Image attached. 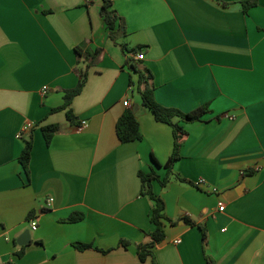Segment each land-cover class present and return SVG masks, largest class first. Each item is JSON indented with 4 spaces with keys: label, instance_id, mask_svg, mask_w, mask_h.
<instances>
[{
    "label": "crops",
    "instance_id": "0c3cea01",
    "mask_svg": "<svg viewBox=\"0 0 264 264\" xmlns=\"http://www.w3.org/2000/svg\"><path fill=\"white\" fill-rule=\"evenodd\" d=\"M111 1L126 32L119 43L141 52L126 55L110 38L103 0H0V264H153L138 256L155 229L140 173L163 180L174 139L143 106L127 58L152 72L159 105L209 110L178 121L181 159L166 187L152 183L167 217L155 262L264 264V0ZM78 47L100 53L73 100L74 123L54 110L86 66ZM136 106L141 139L122 143L117 123ZM50 125L60 131L47 144ZM74 214L83 220L67 222Z\"/></svg>",
    "mask_w": 264,
    "mask_h": 264
},
{
    "label": "trees",
    "instance_id": "16d2710c",
    "mask_svg": "<svg viewBox=\"0 0 264 264\" xmlns=\"http://www.w3.org/2000/svg\"><path fill=\"white\" fill-rule=\"evenodd\" d=\"M254 5L255 1H253L252 3H244V11L248 12V10ZM101 16L105 24L107 25L110 38L114 41L115 44H119L121 46L123 52L126 55H128L129 53L136 54L141 52V49L131 50L129 49L126 43H119V40L126 36V32H124L123 19L113 8V2L111 0H103ZM76 51L78 54L79 63L83 59L86 66L85 68L77 69V73L80 77L78 85L74 89L67 90L65 92L63 105L54 110L55 112L66 111L67 119L74 123L76 122L77 118L73 112V109L71 108L73 100L83 92L88 81L89 71L93 66L96 65L100 53L99 51L94 52L90 49H83L80 47H78ZM125 64L138 75L137 90L141 95L143 106L153 113L157 122L169 125L172 128L173 132V152L171 157L169 158V161L164 166L167 170L166 177L163 180H160V178L154 172L148 174L144 172L140 173V178L142 181L141 195L149 197L155 202V207L151 215V222L154 224L155 229L151 234L152 242L148 245L140 246L138 248V256L142 263H146L151 257L153 259V264H157L155 262L152 249L165 240L163 220H166L167 217L165 215V203L154 193L152 183L154 180H158L163 187H166L170 182V176L172 175V170L176 162L181 159V147L185 137L187 136V132L181 125H179L178 121H201V119L209 112V110L208 106H203L190 113H184L175 108H166L159 105L156 102L154 96L155 86L154 75L152 74V72L147 69H141V67L136 64L131 58H127ZM59 131V125H50L43 128V134L47 144H50L55 134H57ZM116 131L117 136L122 143H130L141 139L139 122L133 110H127L123 114V116L119 119L117 123ZM32 151L33 140L32 138H29L19 158V161L27 174H29V166L31 162ZM178 179L180 181H183L181 178ZM83 218V214H74L67 220V222L77 223L83 220ZM204 236H206L205 231ZM123 244L128 246L126 242H123ZM74 247L79 251H85L92 249L93 245L75 243ZM22 254L23 253H20L19 256H21ZM209 263L214 264L212 263V261H209Z\"/></svg>",
    "mask_w": 264,
    "mask_h": 264
},
{
    "label": "built area",
    "instance_id": "2783aa9c",
    "mask_svg": "<svg viewBox=\"0 0 264 264\" xmlns=\"http://www.w3.org/2000/svg\"><path fill=\"white\" fill-rule=\"evenodd\" d=\"M137 59L139 60V61H142V60H144L145 59V57H144V55H138L137 56ZM47 91H46V89H45V93H46ZM125 106H129V102L127 101V102H125ZM32 127V125H27L26 127H24V131H28L30 128ZM87 127V122L86 121H83L82 122V124H81V126H80V129L81 130H83V129H85ZM20 136V135H19ZM199 184H203V182L202 181H200L199 182ZM215 192H216V190H215ZM53 202H54V200L53 199H50L49 200V204H48V206L49 207H51L52 206V204H53ZM220 207H219V211H221V212H223L224 210H225V207H224V204H220L219 205ZM31 228H32V230H37V223L36 222H31ZM177 244H179L180 243V241H177L176 242Z\"/></svg>",
    "mask_w": 264,
    "mask_h": 264
},
{
    "label": "water",
    "instance_id": "95a60500",
    "mask_svg": "<svg viewBox=\"0 0 264 264\" xmlns=\"http://www.w3.org/2000/svg\"><path fill=\"white\" fill-rule=\"evenodd\" d=\"M138 106L134 108V112H137ZM31 243V234L29 231L23 233L20 238L18 239V244L21 246H26Z\"/></svg>",
    "mask_w": 264,
    "mask_h": 264
}]
</instances>
